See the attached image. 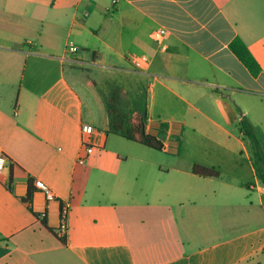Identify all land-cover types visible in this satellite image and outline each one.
Wrapping results in <instances>:
<instances>
[{"label": "crops", "instance_id": "0c3cea01", "mask_svg": "<svg viewBox=\"0 0 264 264\" xmlns=\"http://www.w3.org/2000/svg\"><path fill=\"white\" fill-rule=\"evenodd\" d=\"M25 1L0 0V54L38 58L45 81L21 88L15 111L0 83V134L22 141L40 171L0 144V264H264V185L235 129L245 116L264 138V0H31L29 49L10 32L30 27L16 19ZM237 37L260 63L258 77L231 51ZM89 81L106 101L118 89L163 150L126 140L142 148L128 163L96 130L87 155L76 88ZM58 144L64 152L50 154ZM195 164L220 177L193 174ZM37 180L58 200L48 202ZM30 187L35 214L21 200ZM59 200L71 204L64 239Z\"/></svg>", "mask_w": 264, "mask_h": 264}, {"label": "trees", "instance_id": "16d2710c", "mask_svg": "<svg viewBox=\"0 0 264 264\" xmlns=\"http://www.w3.org/2000/svg\"><path fill=\"white\" fill-rule=\"evenodd\" d=\"M230 49L234 55L244 64L249 72L254 77H258L262 73V67L255 56L252 54L246 43L239 37L235 38L231 44ZM77 95L82 103V125L89 124L96 130L105 132L108 135L119 136L125 140L142 144L150 149L162 151L164 145L162 141L152 135L145 133L144 119L138 118L133 122L128 121L125 117H117V107L120 104V92L118 89L112 88L110 95V102L108 103L113 117L107 119L102 113V93L99 86L89 81L82 86L76 88ZM238 130L243 134L244 138L249 142L252 150L253 166L256 174L262 184L264 185V144L260 138L257 130L249 122V120L242 116L238 126ZM192 173L203 178H218L220 173L214 168H207L198 164L193 165ZM12 191L11 186L8 187ZM34 190L30 187L28 194L22 198V202L31 208L32 196ZM35 214V213H34ZM46 226V222H44ZM63 239V238H61Z\"/></svg>", "mask_w": 264, "mask_h": 264}, {"label": "rangeland", "instance_id": "374dc122", "mask_svg": "<svg viewBox=\"0 0 264 264\" xmlns=\"http://www.w3.org/2000/svg\"><path fill=\"white\" fill-rule=\"evenodd\" d=\"M18 5H22L21 9H22L23 14L19 13L16 19L22 20L24 23L30 24V27L10 26V32L14 31L18 35L24 37L25 39L22 43H24V46L26 47V49H29V47L25 43L26 42L25 40L32 39L34 36L33 26H35L36 24L35 14L37 12L36 11L37 8L35 7L34 2L31 0L25 1L24 4L23 2H19ZM12 17L15 19L14 16ZM39 61L40 60L35 57H31L30 59H27L26 55L20 54V53L16 54V53L6 52V53L0 54V83H2L3 85L4 84L7 85V96L5 99L7 100V105L9 106L10 110L15 111L17 104H18L19 97H20L19 95H20L21 88L24 89L28 84H32V83L36 84L37 82L39 83V82L45 81V77L43 76V74L41 72H36L34 70L36 67L43 65V64H40ZM45 64L46 63H44V65ZM89 78H91L90 80L92 79L99 80L98 77L95 76V74L90 75ZM260 99L264 101V97ZM248 101H249L248 106H251L254 100L249 98ZM102 102H103V107L101 109L102 113H104L107 119H110V116L113 115V113L111 112L109 108V105L107 104L110 102V99L109 101H106L103 98ZM119 102L120 104L116 105L117 107L116 116L117 117L119 118L125 117L126 119H128V121H131V122L137 119V118L132 119L129 113V108L122 98L120 99ZM235 111L238 113L240 117L241 111L238 108H236ZM258 113L259 111H256L254 113L255 115H252V116H254V118L256 119ZM247 119L249 120V118ZM236 126L237 125H235V129L237 128ZM259 136L262 139L263 144H264V138L261 136V134H259ZM187 140L188 138H185L183 139V141H181L183 143V146L186 144ZM204 141L208 142L206 138L198 139V142L203 143ZM0 144L11 148L13 152H15L16 154H20L21 156L25 157L34 166L35 168L34 170L36 172L40 171L38 158L35 157L34 154L30 150H27L24 147V143L22 141L17 140L16 138H13V140L8 141V139L2 137V135L0 134ZM49 150H50L49 151L50 154L58 156L59 154L64 152L65 148L62 144H58L55 147L50 148ZM106 150L118 152L120 154V159L122 161L127 160L129 157L127 162L131 163L132 156L135 154V152L142 151V148L137 147L131 144L130 142H127L126 140H123L115 135H109L108 142L106 145ZM152 153L154 155V158L152 159L153 161L165 162L167 160L165 156H161L155 151H152ZM80 155H82V158L86 156L84 154V151H82ZM68 177L70 179L71 177L70 174L68 175Z\"/></svg>", "mask_w": 264, "mask_h": 264}, {"label": "built area", "instance_id": "2783aa9c", "mask_svg": "<svg viewBox=\"0 0 264 264\" xmlns=\"http://www.w3.org/2000/svg\"><path fill=\"white\" fill-rule=\"evenodd\" d=\"M116 2H117L116 0L113 1V3ZM109 13L112 14V11L109 10ZM87 15L88 14H86V16ZM69 50L70 52L75 53L77 52L78 49L74 45H70ZM81 132H82V148L87 153V155H89L94 151V146L91 143V137L96 132V129L89 124H83L81 128ZM85 161H86V156L84 158L80 156L77 162L80 165H84ZM7 164H8V158L5 152L3 151V149L0 147V175L3 174ZM35 185L38 190L44 193L46 200L48 202L58 200L57 199L58 197L55 195V193L43 181L37 180ZM59 201H60V224L56 233L60 238L64 239L66 238L68 233V216H69L71 204L69 201H64V200H59ZM44 217L45 214H43L41 218L43 219Z\"/></svg>", "mask_w": 264, "mask_h": 264}]
</instances>
